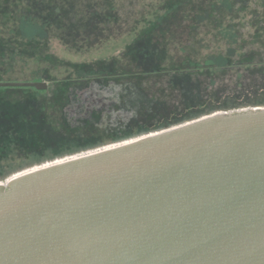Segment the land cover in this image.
<instances>
[{
    "label": "water",
    "instance_id": "1",
    "mask_svg": "<svg viewBox=\"0 0 264 264\" xmlns=\"http://www.w3.org/2000/svg\"><path fill=\"white\" fill-rule=\"evenodd\" d=\"M0 264H264V107L0 184Z\"/></svg>",
    "mask_w": 264,
    "mask_h": 264
},
{
    "label": "rangeland",
    "instance_id": "2",
    "mask_svg": "<svg viewBox=\"0 0 264 264\" xmlns=\"http://www.w3.org/2000/svg\"><path fill=\"white\" fill-rule=\"evenodd\" d=\"M77 1L78 6L23 9L25 16H17V6L0 3V78L27 82L38 77L49 82L47 98L31 89L0 88V139L12 138L11 147L6 141L0 145V184L116 145L109 116L78 112L70 104L71 89L81 83L65 89L52 86L53 79L102 73L104 69H95L102 61L113 59L114 73L192 69L221 57L228 64H263L250 73L189 74L155 86V79L137 78V84L152 88L151 107L140 111L129 126L150 128L146 136L160 132L156 128L165 121L182 120L193 112L264 107V0H96L97 6ZM24 18L30 19L24 21L31 24L28 29L22 26ZM38 25L43 34L36 36ZM55 60L74 66L58 68ZM110 99L105 95L103 100ZM70 145L75 150L104 146L60 156ZM50 148L54 153L44 156ZM32 156L36 162L31 164Z\"/></svg>",
    "mask_w": 264,
    "mask_h": 264
},
{
    "label": "trees",
    "instance_id": "3",
    "mask_svg": "<svg viewBox=\"0 0 264 264\" xmlns=\"http://www.w3.org/2000/svg\"><path fill=\"white\" fill-rule=\"evenodd\" d=\"M17 16H25L23 14V11L16 10ZM32 18L31 20H33ZM26 20H30L29 18H25L22 21V26L26 27L31 26L30 23L24 22ZM36 20V19H34ZM20 22V20H19ZM21 24V23H20ZM27 28V27H26ZM28 29V28H27ZM37 30V31H36ZM35 32H33L36 36L38 34H43L41 27L38 25L36 28ZM29 32V31H28ZM29 32L30 37H34V34ZM68 45V44H67ZM59 59V58H58ZM55 64L60 63L59 65H55L56 67L58 66H74L70 65L68 63H65L63 61H57L55 60L52 62ZM114 64L113 59L110 61H102L97 63L98 68L104 69L102 73L99 74H94V73H89L88 75L84 76L81 79H74L72 77H65L61 79H53L52 83L53 89H56L58 85H61L59 88L65 89L66 86H73L74 84H82L79 86L73 87L71 89V98L70 104L74 106L76 111L78 112H86L89 111L85 114H88L90 112H99L102 113L104 116L107 115L109 116V122L110 126L112 128L116 129V135L114 139L112 140V144H122L127 141H131L134 139H138L141 137L146 136L148 133L151 132L150 128H138L137 129H132L129 125L132 124V122L135 120L136 116L139 114L140 111H143L144 109L150 108L151 107V101L149 102L151 98V89L147 87V85H139L137 84L134 80L137 78L141 79H155L154 86L159 84L160 81H170L171 83L173 82L174 78L180 77V78H185L189 74H203L209 72L210 75H219V74H227L226 72H233V71H238V74H241V72H247L250 73L252 71L258 70L263 64L262 63H254L251 61L247 62H238V61H233L232 63L228 64L224 58H214L212 62L205 64V65H197L196 67L192 69H185V70H180V69H159V70H138V71H131V70H126L121 73H114L113 70L114 68L111 67V65ZM117 70V69H116ZM30 81H35V82H40V81H45L44 78H38L35 77ZM51 81V82H52ZM0 82H15V81H3V79L0 78ZM4 89H22V88H4ZM24 89H31L34 91H37L40 95L44 96L45 98L46 95L48 94V91H38L34 88H24ZM101 95V97H99ZM108 95L112 101H106L103 100L104 96ZM90 96V97H89ZM153 99V98H152ZM151 99V100H152ZM103 100V101H102ZM45 104L48 102L43 101ZM240 107H243L241 109H236V108H225L226 113L228 112H237L240 110H246V109H251L250 105H242ZM214 110H211L209 112L203 111L201 113H190L188 117H184L182 120H174L173 122L165 121L162 125L156 128V130H161L160 132L164 131V129L169 130L173 128L172 126H181L184 125L188 122H193L199 119H202L203 115L207 113H211ZM214 114V112L212 113ZM211 114V115H212ZM210 116V115H209ZM7 138H2L0 139V145L2 141H6V145L11 147L9 142H12V138L8 137ZM104 145H93L89 147H81L78 150L74 149L70 145V150L64 151V153L60 156H72L77 153H82L86 152L88 150L96 149L98 147H101ZM73 148V149H72ZM53 148L47 149L44 151V156L49 157L54 153ZM36 156H39L38 154H34ZM35 156H32L31 158L33 159ZM2 158H8V157H2ZM34 161H29L31 164L36 162V157L33 159ZM28 162V161H26ZM27 163H24L20 165L26 166ZM10 173L3 175L6 178Z\"/></svg>",
    "mask_w": 264,
    "mask_h": 264
},
{
    "label": "flooded vegetation",
    "instance_id": "4",
    "mask_svg": "<svg viewBox=\"0 0 264 264\" xmlns=\"http://www.w3.org/2000/svg\"><path fill=\"white\" fill-rule=\"evenodd\" d=\"M1 1L3 0H0V3ZM5 1L6 3H10L11 6L12 5H15V7L17 6L16 10L19 9L29 10V8H43L50 10L51 8H64L67 6H73L75 5L76 2H78L77 0H5ZM82 2L84 3V5L87 6L90 5L97 6L96 0H82ZM76 6H78V4ZM23 13L26 14L27 12L23 10ZM36 13L39 14V12Z\"/></svg>",
    "mask_w": 264,
    "mask_h": 264
}]
</instances>
